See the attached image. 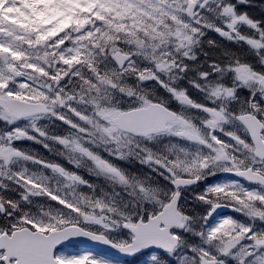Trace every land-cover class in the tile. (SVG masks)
<instances>
[{
	"label": "snow or ice",
	"instance_id": "snow-or-ice-1",
	"mask_svg": "<svg viewBox=\"0 0 264 264\" xmlns=\"http://www.w3.org/2000/svg\"><path fill=\"white\" fill-rule=\"evenodd\" d=\"M0 0V264H264V3Z\"/></svg>",
	"mask_w": 264,
	"mask_h": 264
},
{
	"label": "trees",
	"instance_id": "trees-1",
	"mask_svg": "<svg viewBox=\"0 0 264 264\" xmlns=\"http://www.w3.org/2000/svg\"><path fill=\"white\" fill-rule=\"evenodd\" d=\"M264 3V0H252V4L255 6L251 9L254 15H259L260 13V5Z\"/></svg>",
	"mask_w": 264,
	"mask_h": 264
}]
</instances>
